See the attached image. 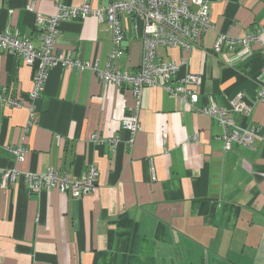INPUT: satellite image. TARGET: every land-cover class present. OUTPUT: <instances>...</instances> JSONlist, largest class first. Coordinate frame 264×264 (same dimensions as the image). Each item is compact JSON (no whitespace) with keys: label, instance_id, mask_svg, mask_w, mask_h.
<instances>
[{"label":"crops","instance_id":"1","mask_svg":"<svg viewBox=\"0 0 264 264\" xmlns=\"http://www.w3.org/2000/svg\"><path fill=\"white\" fill-rule=\"evenodd\" d=\"M108 1L0 0V31L38 47L36 13L49 17L58 4L95 8ZM209 8L213 26L198 47L157 49L180 64L178 75H202L196 103L161 87L144 89L132 142L122 128L135 107L129 85L103 81L89 67L56 65L30 101L31 67L0 49V94L23 102H0V167L39 174L54 168L67 177L89 164L98 171L95 191L78 198L28 191L22 177L0 187V264H264V102H254L264 84V47L252 44L238 60L235 52L211 48L219 34L258 30L264 44V0H209ZM136 23L140 29L125 20L116 46L124 73L139 65ZM55 40L56 51L87 65H103L114 49L107 21L93 14L61 21ZM238 93L252 108L228 115L256 135L249 145L224 149L218 121L196 108H228Z\"/></svg>","mask_w":264,"mask_h":264},{"label":"built area","instance_id":"2","mask_svg":"<svg viewBox=\"0 0 264 264\" xmlns=\"http://www.w3.org/2000/svg\"><path fill=\"white\" fill-rule=\"evenodd\" d=\"M93 14L99 20H106L112 34L114 49L109 52L103 65L93 62L89 65L70 59L63 51H56L55 38L61 21L70 18H84ZM141 24L135 26V33L142 42V51L138 69L135 73L121 72L115 63L119 57L116 50L125 34V20ZM35 24L39 28V46L36 47L29 39L22 38L8 30L0 31V49L5 53L19 56L26 65L31 67L33 91L27 100H34L42 91L48 71L56 65L83 70L87 67L96 71L103 81H111L117 86L129 85L135 96V107L122 120V128L131 134L128 142H132L135 131L139 127L138 112L142 106V95L148 87H161L164 91L178 97L184 103L194 105L198 99L202 75L186 71L178 75L180 64L157 54V49L180 47L190 50L199 46L201 34L212 28L209 0H109L106 4L90 7L87 3L74 6L57 5L55 15L45 17L40 13L35 15ZM262 30L245 36L235 37L219 34L212 45V50L218 55L225 52H235L234 60L242 59L251 53L252 44L262 43ZM264 54V51H263ZM172 83H175L174 85ZM0 102L20 107L22 100L10 95L2 96ZM254 102H264V84L257 91ZM252 103L247 101L242 93L229 100L228 108L215 105H205L196 108L198 111L214 117L222 128L221 138L223 148L230 149L233 143L251 144L255 130L237 125L228 115L230 111L248 112ZM93 140L103 142L97 135ZM116 144L117 139H109ZM15 153L23 150L17 148ZM22 159V156H17ZM0 187L7 188L18 177H22L28 191L56 190L59 193L69 192L78 198L94 192L97 188L98 171L89 164L81 175L67 177L57 169L49 168L45 173L32 171L20 172L14 168L0 167Z\"/></svg>","mask_w":264,"mask_h":264}]
</instances>
